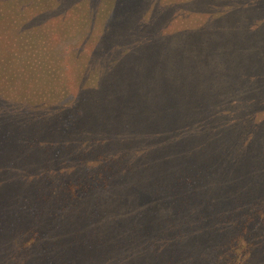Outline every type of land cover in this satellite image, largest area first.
I'll list each match as a JSON object with an SVG mask.
<instances>
[{"label": "trees", "instance_id": "obj_1", "mask_svg": "<svg viewBox=\"0 0 264 264\" xmlns=\"http://www.w3.org/2000/svg\"><path fill=\"white\" fill-rule=\"evenodd\" d=\"M0 264H264V0H0Z\"/></svg>", "mask_w": 264, "mask_h": 264}, {"label": "rangeland", "instance_id": "obj_2", "mask_svg": "<svg viewBox=\"0 0 264 264\" xmlns=\"http://www.w3.org/2000/svg\"><path fill=\"white\" fill-rule=\"evenodd\" d=\"M75 45L74 41H65L59 44V51L61 52V56H65L67 54L66 49L73 47Z\"/></svg>", "mask_w": 264, "mask_h": 264}]
</instances>
